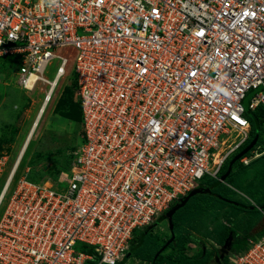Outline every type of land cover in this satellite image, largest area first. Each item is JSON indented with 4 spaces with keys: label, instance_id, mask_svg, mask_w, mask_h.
Returning <instances> with one entry per match:
<instances>
[{
    "label": "built area",
    "instance_id": "obj_1",
    "mask_svg": "<svg viewBox=\"0 0 264 264\" xmlns=\"http://www.w3.org/2000/svg\"><path fill=\"white\" fill-rule=\"evenodd\" d=\"M62 48L77 51L82 143L58 182L12 188L20 154L0 192V264H120L138 229L248 146L246 95L264 106V0H0V59H17L21 90L48 86L41 114ZM229 262L264 264V236Z\"/></svg>",
    "mask_w": 264,
    "mask_h": 264
},
{
    "label": "rangeland",
    "instance_id": "obj_2",
    "mask_svg": "<svg viewBox=\"0 0 264 264\" xmlns=\"http://www.w3.org/2000/svg\"><path fill=\"white\" fill-rule=\"evenodd\" d=\"M57 53L67 58V73L56 87L40 121H37V119L42 110L45 90L48 89V86L43 87L39 84L33 92L21 90L16 82V71L19 65L17 59L14 57L0 59V140L4 143V152L0 157H6L5 166L0 176V192L11 176L29 134L36 123L38 127L35 129L31 143L13 176L12 188L19 179L25 176L34 181L54 180L58 182L63 174L70 172L72 167V164L70 167V163L82 143L81 122L66 119L57 112L58 103L68 94H73L76 100L77 89L74 82L76 78L74 70L77 51L72 48H62ZM59 65L60 61L54 60L53 66L49 68L46 74L49 80L54 78ZM256 93L257 91H250L246 95L243 105L248 111H250V103ZM235 136L236 134H233L231 138H235ZM261 139L264 143V134ZM260 151L257 149L255 153H252V156L259 154ZM239 152L241 150L235 155ZM241 163H236L232 169V171L238 172L236 175L237 184L243 188L251 184L257 186L259 180L256 176V169H254L255 171L251 169L239 171ZM28 169L29 172L27 173ZM67 186L68 184H62L58 188L66 189ZM243 188L234 189L235 194L226 193L228 199L248 204L247 200L250 199L245 195ZM189 205V211L184 210L180 213V225L174 230V235L177 237L189 233L193 236L195 243L188 245L189 251H192L193 254L200 251L207 253L221 247L217 233V222L219 220L228 226L236 227L237 233L234 240L235 247L238 248L243 247L249 239H258L260 233L264 230L263 212H253V209L245 211L240 215L242 219L239 224V218L234 216V210L227 203L210 200L208 202H192ZM170 239L171 231L167 219L162 220L160 218L150 227L138 229L135 232V240L132 245V256L127 259L125 264H151L146 259L155 250L164 247ZM171 252L172 250L167 248L161 256H167ZM138 254L140 256H137Z\"/></svg>",
    "mask_w": 264,
    "mask_h": 264
},
{
    "label": "trees",
    "instance_id": "obj_3",
    "mask_svg": "<svg viewBox=\"0 0 264 264\" xmlns=\"http://www.w3.org/2000/svg\"><path fill=\"white\" fill-rule=\"evenodd\" d=\"M75 82V87L77 89V82L76 79L74 80ZM57 112L60 114L62 117L69 119L71 121L75 122H81L82 124V108L81 104L77 102L74 99L73 94H68V96L64 97L60 102L58 103L57 106ZM246 118L249 120L251 124V139L249 143L255 138L256 134H259V141L256 145V147L248 154L246 157H251L252 152L256 151L257 149L261 150L260 151V156L254 160H251L249 164L245 165L241 163V160L239 161L241 163V167L239 171H248V170H254L256 169V176L259 180L257 186H253V184L246 186V188L240 187V185L237 184L236 181V175L238 172H235L234 170L231 171V173L228 175V178L226 179L225 183L222 182V180H217L214 179L210 176H206L200 183L199 187L200 188H205L207 191L205 193H198L194 195L189 202L187 203L186 206L182 207L180 210L176 212L173 218V223H174V230L178 228L180 225L179 221V216L180 213L183 212L184 210L190 209L189 203H197L198 201L202 202H208L210 200L213 201H221L224 203H227L228 206L234 210V216L239 218V224L241 222L240 215L243 214L245 211H251L250 209H253V212H263L264 213V143H262V135L264 134V106L260 105L256 110L254 111H246L245 113ZM248 143V145H249ZM3 141L0 140V155L4 152L3 149ZM233 158V157H232ZM231 158V159H232ZM74 159V158H73ZM73 159L70 163L73 162ZM230 159V160H231ZM230 160L225 164L223 168V172L221 175H224L228 172L229 169V162ZM238 163V162H237ZM236 165V164H235ZM69 167V168H70ZM254 167V168H253ZM255 171V170H254ZM222 176H220L221 179ZM29 180L33 182H41V181H34L30 178ZM54 181V180H53ZM233 184H231L230 182ZM56 182V181H55ZM231 185L232 187H230ZM198 187V188H199ZM243 188L245 190V195L248 196V198L251 200H247L248 204H245L244 202L241 201H233L232 199H228V196L226 193H234V189H239ZM243 191V190H242ZM235 194V193H234ZM253 202V203H252ZM178 202H175L174 204L171 205L169 209H171L173 206H175ZM250 205V206H249ZM168 209V210H169ZM167 210V211H168ZM166 211V212H167ZM166 212L165 214L161 217L162 220L166 219ZM234 217V218H235ZM219 220V219H218ZM238 224V226H239ZM237 226V228H238ZM217 233L219 236V243L221 245L224 244L225 240L229 237V235L232 233L233 234V240L236 238V227L234 226H228L224 223H222L220 220L217 222ZM264 236V230L262 233H260L259 238ZM238 240V239H237ZM134 242H132L133 245ZM168 242L165 243V245ZM195 239L193 236H191L189 233L181 234L177 237H175V240L170 242L168 245V249H171L172 252L167 255V256H159L156 261H154L156 253L160 250H155L151 256H149L146 260L150 261L151 264H208L210 263L214 257L217 255L218 250H214L211 252H204L200 251L196 255L191 253L192 251H189L188 245L189 244H194ZM248 247V241L243 247H233L231 250V253H240L243 252L247 249ZM132 252V248H131ZM132 254L130 253L129 257H131ZM137 256H140L139 254ZM127 261V258L121 262L120 264H125ZM222 264H230L229 262V257H226L224 262Z\"/></svg>",
    "mask_w": 264,
    "mask_h": 264
},
{
    "label": "water",
    "instance_id": "obj_4",
    "mask_svg": "<svg viewBox=\"0 0 264 264\" xmlns=\"http://www.w3.org/2000/svg\"><path fill=\"white\" fill-rule=\"evenodd\" d=\"M258 141H259V134H256L255 138L251 141V143H249V145L245 149H243L241 152H239L237 155H235L230 160L229 166H228L229 167L228 172L221 177L222 182L226 181V179L228 178V175L231 173V171L233 169V166L237 162L242 160L244 157H246L248 154H250V152L256 147ZM206 191H207V189L200 188V187L193 189L186 197L181 199L175 206H173L171 209H169L166 212V219L168 221L169 229L171 231V239H170V241H168V243L164 247H162L158 251V253L155 256L154 261H156L157 258L167 249L169 243L175 240L173 218H174V215L176 214V212L178 210H180L182 207L186 206L188 201L194 195H196L198 193H205ZM232 244H233V234L231 233L229 235L228 239L225 240L224 244L218 250V255H216V257H215V263L216 264H222V262L225 260V257L229 255Z\"/></svg>",
    "mask_w": 264,
    "mask_h": 264
},
{
    "label": "bare ground",
    "instance_id": "obj_5",
    "mask_svg": "<svg viewBox=\"0 0 264 264\" xmlns=\"http://www.w3.org/2000/svg\"><path fill=\"white\" fill-rule=\"evenodd\" d=\"M41 116H42V114H41V112H40L37 121H40V120H41ZM37 127H38V124L36 123V124L33 126L32 130H31V132H30V134H29V137H28V139H27V141H26V143H25V146H24V148H23V152H21L23 155H22V157H21V160H20L19 163L17 164V169H18V167L20 166V164H21V162H22V159H23V157H24V153H25V151L27 150V148L29 147V145H30V143H31V140H32V138H33V135H34V133H35V129H36ZM15 172H16V171H15Z\"/></svg>",
    "mask_w": 264,
    "mask_h": 264
},
{
    "label": "flooded vegetation",
    "instance_id": "obj_6",
    "mask_svg": "<svg viewBox=\"0 0 264 264\" xmlns=\"http://www.w3.org/2000/svg\"><path fill=\"white\" fill-rule=\"evenodd\" d=\"M227 239H228V238H227ZM221 246H222V245H221ZM235 246H236V245H235V240H233V244H232L231 250H232V248L235 247ZM219 249H220V248H219ZM219 249H216V251L219 250ZM231 250H230V252H229V255L226 256V257H230V256L232 255ZM204 252H205V251H204ZM217 255H218V253H217ZM215 257H216V256H215ZM215 257H214V259L211 261V262L214 263V264H216V263H215ZM226 257H225V258H226ZM223 262H224V261H223ZM212 263H208V264H212Z\"/></svg>",
    "mask_w": 264,
    "mask_h": 264
},
{
    "label": "crops",
    "instance_id": "obj_7",
    "mask_svg": "<svg viewBox=\"0 0 264 264\" xmlns=\"http://www.w3.org/2000/svg\"><path fill=\"white\" fill-rule=\"evenodd\" d=\"M134 242V241H133ZM195 255L197 254V252L196 253H194Z\"/></svg>",
    "mask_w": 264,
    "mask_h": 264
}]
</instances>
